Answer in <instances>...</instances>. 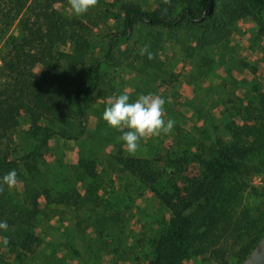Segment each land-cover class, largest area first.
Returning a JSON list of instances; mask_svg holds the SVG:
<instances>
[{
  "label": "rangeland",
  "instance_id": "1",
  "mask_svg": "<svg viewBox=\"0 0 264 264\" xmlns=\"http://www.w3.org/2000/svg\"><path fill=\"white\" fill-rule=\"evenodd\" d=\"M157 1L99 0V6L83 16L73 15L67 0L56 5L76 25L87 27L91 42L97 45L90 57L101 58V81L86 111L82 132L77 120L69 118L65 128L69 138L52 134L46 146L36 148L40 156L34 175L25 174L19 178L22 184L13 189L5 187L0 194L13 214L27 206V197L35 189L46 187L51 193L69 196L67 204H48L43 196L38 197L40 212L32 229L39 239L37 246L32 253L20 254L9 245L6 249L0 245L3 263L149 264L151 239L163 231L168 214L147 186L119 171L113 161L114 154H129L116 139L121 133L102 119L110 97L128 93L134 101L138 94L152 92L166 98L165 119L177 122L173 133L142 141L141 150L131 156L160 163L166 178H181L192 171L190 161L189 166L183 164L185 160L195 154L205 155L200 148L209 141L202 140L201 125H217L211 136L227 138L226 125L238 122V111L254 107L257 96L264 93V32L260 30L264 13L258 14L253 8L249 17L231 23L225 41L204 48L194 45L196 32L192 29L177 32L176 42L165 28L141 23L124 36L110 37L121 29L111 14L119 3L132 2L150 10ZM8 32L17 34L16 22ZM108 42L119 66L102 58ZM145 44L156 54L147 65L139 55ZM54 57V50L46 51L32 70L39 74ZM28 124L26 116L20 114L8 141L15 155L38 143L27 132ZM78 159L93 160L95 177L83 173ZM244 174L247 186L238 208H247L252 219L259 221L254 225L239 219L236 228L240 239L223 241L216 235L209 246L192 248L196 253L183 258L181 264L240 263V247L264 221V196L247 192L250 186L264 187V171Z\"/></svg>",
  "mask_w": 264,
  "mask_h": 264
},
{
  "label": "trees",
  "instance_id": "2",
  "mask_svg": "<svg viewBox=\"0 0 264 264\" xmlns=\"http://www.w3.org/2000/svg\"><path fill=\"white\" fill-rule=\"evenodd\" d=\"M64 1L0 0V176L11 169L17 171L19 178L34 175L40 156L36 148L46 146L52 134L69 138L65 129L69 118L77 120L81 133L86 111L101 81V58L90 57L97 45L91 42L86 26L76 25L59 11L56 5ZM164 7L161 0L150 10H142L132 2L119 3L111 14L121 29L110 33V37L124 36L141 23L165 28L176 42L177 32L192 29L196 32L194 45L204 48L225 41L231 23L249 17L253 8L258 14L264 13V0H172L167 14L162 16ZM14 22L17 34L8 32ZM260 30L264 32V25ZM112 48L108 42L102 58L119 66ZM48 50H54L55 57L39 74L35 73L33 66ZM142 58L146 65L154 61ZM255 102L254 107L238 111V122L226 125L227 138L211 136L217 125H201L202 140L209 141L200 148L205 155L195 154L185 160L183 164L189 166L190 161L192 171L181 178H166L160 163L145 157L112 155L119 171L147 186L168 214L163 231L151 239L153 256L149 264H181L183 258L196 253L192 248L209 246L216 235L223 241L240 239L236 228L239 219L254 225L259 221L252 219L247 208H238L247 186L244 173L264 171V93ZM20 114L28 119L27 132L38 143L15 155L8 141ZM77 166L87 176L95 177L92 159H78ZM248 189L247 192L264 196V187ZM39 196L48 204L69 202L66 193H51L43 187L28 195L27 206L13 214L0 197V221L6 220L9 225V231L0 235L8 236L11 250L20 254L32 253L39 241L32 231L40 212ZM263 230L262 220L240 247V260ZM219 258L224 261L221 255ZM1 259L0 264H7Z\"/></svg>",
  "mask_w": 264,
  "mask_h": 264
},
{
  "label": "clouds",
  "instance_id": "3",
  "mask_svg": "<svg viewBox=\"0 0 264 264\" xmlns=\"http://www.w3.org/2000/svg\"><path fill=\"white\" fill-rule=\"evenodd\" d=\"M165 5L161 9V15L167 14L168 7L172 0H161ZM68 6L75 16H83L91 9L99 6V0H67ZM139 55L146 56L148 60L156 59V54L151 50L150 45L145 44L139 49ZM167 101L163 95L149 92L138 94L134 101L128 93L114 95L108 99L102 113V119L107 126L120 132L116 139L122 142L129 155H135L141 150V142L148 138L160 137L173 133L176 120L167 118ZM22 184L15 169L9 170L0 176V194L5 191V187L13 189ZM9 231L7 221H0V233ZM10 239L6 235H0V245L6 249Z\"/></svg>",
  "mask_w": 264,
  "mask_h": 264
},
{
  "label": "water",
  "instance_id": "4",
  "mask_svg": "<svg viewBox=\"0 0 264 264\" xmlns=\"http://www.w3.org/2000/svg\"><path fill=\"white\" fill-rule=\"evenodd\" d=\"M240 264H264V230Z\"/></svg>",
  "mask_w": 264,
  "mask_h": 264
},
{
  "label": "built area",
  "instance_id": "5",
  "mask_svg": "<svg viewBox=\"0 0 264 264\" xmlns=\"http://www.w3.org/2000/svg\"><path fill=\"white\" fill-rule=\"evenodd\" d=\"M1 62V61H0Z\"/></svg>",
  "mask_w": 264,
  "mask_h": 264
}]
</instances>
